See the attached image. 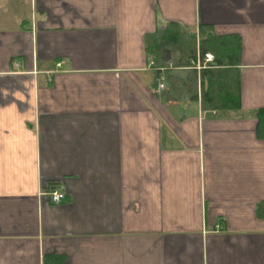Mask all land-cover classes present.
<instances>
[{
	"label": "crops",
	"instance_id": "obj_1",
	"mask_svg": "<svg viewBox=\"0 0 264 264\" xmlns=\"http://www.w3.org/2000/svg\"><path fill=\"white\" fill-rule=\"evenodd\" d=\"M167 21L236 36L237 107L211 50L156 63ZM260 107L264 0H0V264H264Z\"/></svg>",
	"mask_w": 264,
	"mask_h": 264
},
{
	"label": "trees",
	"instance_id": "obj_2",
	"mask_svg": "<svg viewBox=\"0 0 264 264\" xmlns=\"http://www.w3.org/2000/svg\"><path fill=\"white\" fill-rule=\"evenodd\" d=\"M230 37V38H229ZM234 34H216L207 32L197 46L196 33L189 31L179 22L167 21L165 26L158 27L146 36L147 50L153 53L158 65H187L196 56L197 49L201 55L207 50L214 53L216 68H204L200 75L202 103L213 107L239 105V93L236 78L227 74L228 65L236 58L238 42ZM198 47V48H197ZM164 55H168L165 57ZM206 80V82H205ZM190 86L196 92V79H190ZM257 134L264 136V107L256 110ZM257 210L264 215V199L258 202ZM58 256H46L44 264L53 263ZM58 261V260H57ZM56 261V262H57ZM57 264V263H54Z\"/></svg>",
	"mask_w": 264,
	"mask_h": 264
},
{
	"label": "built area",
	"instance_id": "obj_3",
	"mask_svg": "<svg viewBox=\"0 0 264 264\" xmlns=\"http://www.w3.org/2000/svg\"><path fill=\"white\" fill-rule=\"evenodd\" d=\"M212 56L210 53H205V56L203 58V60L197 59L196 60V65L199 67L202 65H209L210 61L212 60ZM152 63V61H151ZM157 88L158 89H162L164 88V75L160 74L157 77ZM65 193L63 190L57 189V188H53L51 189V191L49 192V198L52 201H59L64 197Z\"/></svg>",
	"mask_w": 264,
	"mask_h": 264
},
{
	"label": "rangeland",
	"instance_id": "obj_4",
	"mask_svg": "<svg viewBox=\"0 0 264 264\" xmlns=\"http://www.w3.org/2000/svg\"><path fill=\"white\" fill-rule=\"evenodd\" d=\"M198 52V51H197Z\"/></svg>",
	"mask_w": 264,
	"mask_h": 264
}]
</instances>
